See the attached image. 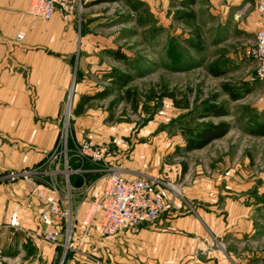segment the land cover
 <instances>
[{
    "label": "rangeland",
    "instance_id": "1",
    "mask_svg": "<svg viewBox=\"0 0 264 264\" xmlns=\"http://www.w3.org/2000/svg\"><path fill=\"white\" fill-rule=\"evenodd\" d=\"M95 2L79 9L75 50L46 47L41 54L52 61L49 73L42 63L29 70V80H69L54 118L57 136L44 157L61 146L66 129L68 165L84 170L69 175L73 191L88 184L99 190L104 181L102 171H85L94 165L91 160L73 155L74 147L87 140L104 148L108 160L126 162L140 176L158 180L164 198L191 209L200 202L217 212L235 203L243 231L230 241L232 257L236 264H264V135L248 131L264 112V80H250L254 63L247 52L254 34L233 31L223 40L226 32L206 28L199 12L194 23L203 42L196 50L185 42L193 37L190 27L173 16L181 9L179 0ZM212 62L228 71L212 75ZM224 83L238 93L237 99L223 90ZM162 89L174 99L160 96ZM213 95L229 114L199 118ZM78 103L80 115L73 113ZM221 120L230 123L226 135L200 149H181L186 129ZM198 182L209 186L208 196L190 198L194 194L187 192Z\"/></svg>",
    "mask_w": 264,
    "mask_h": 264
},
{
    "label": "crops",
    "instance_id": "2",
    "mask_svg": "<svg viewBox=\"0 0 264 264\" xmlns=\"http://www.w3.org/2000/svg\"><path fill=\"white\" fill-rule=\"evenodd\" d=\"M90 1L94 0H80L81 8ZM117 1L121 0H97L94 4ZM182 1L179 0L181 9ZM260 1L264 3V0H195L190 8L196 20L202 13L206 28L217 26L219 31H225L223 40L233 31L252 33L255 38L262 21L257 9ZM29 2L0 0V175L39 164L52 148L58 132V121L54 118L69 80H29V70L32 72L36 65L40 68L42 63L49 73L52 61L41 54L46 47L68 53L77 46L75 22L80 10L70 21H64L59 11L43 21L26 12ZM20 33L22 38L17 37ZM36 57L41 61L37 62ZM114 164L124 170L126 177L141 175L131 164ZM72 185L77 186L75 181ZM197 185L187 195L192 192L190 198L207 197L209 186L204 182ZM31 189L29 183L0 180V250L4 264H59L61 248L31 234L41 228L40 203L30 193ZM96 191L99 190L93 188L90 197ZM165 199L166 208L154 222L106 238L92 228L81 247L98 256L103 264H236L229 245L243 231L237 204L225 207L226 212H217L200 202L191 209L190 204L170 196ZM73 205L78 207L80 218L85 204L80 205L76 193ZM14 212L19 227L9 225ZM77 245L75 241L73 246ZM63 264L94 263L69 252Z\"/></svg>",
    "mask_w": 264,
    "mask_h": 264
},
{
    "label": "built area",
    "instance_id": "3",
    "mask_svg": "<svg viewBox=\"0 0 264 264\" xmlns=\"http://www.w3.org/2000/svg\"><path fill=\"white\" fill-rule=\"evenodd\" d=\"M80 7V0H30L26 12L45 21L59 11L64 21H70ZM257 9L262 14V21L255 32L254 46L247 52L254 63V73L250 77L252 81L264 80V3L258 2ZM17 37L22 38V34ZM60 138L61 146L47 154L39 164L4 171L0 180L32 185L30 193L40 203L38 218L41 228L31 234L61 248L59 264H63L69 252L80 254L94 264H103L98 256L81 247L90 230L96 228L99 236L106 238L125 229L154 222L166 208L162 187L154 178L124 176V170L108 160L104 148L93 141L84 140L74 147L73 155L91 160L94 165L85 171H102L104 181L92 197V184L77 191L74 188L73 191L69 175L84 170L68 165L66 129ZM75 193L79 195L80 205L85 204L80 218L77 215L78 207L73 205ZM9 225L19 227L16 212L11 214ZM75 241L78 242L77 246H73ZM4 262L5 257L0 250V264Z\"/></svg>",
    "mask_w": 264,
    "mask_h": 264
},
{
    "label": "trees",
    "instance_id": "4",
    "mask_svg": "<svg viewBox=\"0 0 264 264\" xmlns=\"http://www.w3.org/2000/svg\"><path fill=\"white\" fill-rule=\"evenodd\" d=\"M195 0H183L181 5L182 9L175 10L173 12V16L185 23L188 27H190L193 37L186 38L185 42L193 47L196 50L201 49L202 45V37L200 34L199 28L195 25V15L193 10L190 8L192 4H194ZM208 71L214 76H221L225 74L228 70L226 68H220L216 65L215 62H212ZM126 81V80H125ZM223 90L229 95V97L233 100L238 98V93L234 91L230 87L229 84H222ZM129 93V91H127ZM154 95V94H152ZM160 96H167L171 99H174V94L170 91L162 89ZM150 97V96H149ZM216 95H213L211 98H208L201 110L199 112V118L206 117H220L226 116L229 114L228 109L220 103H216ZM83 112L82 103H78V105L74 108L73 113L76 115H80ZM257 123L255 126H250L248 131L254 135L263 136L264 135V112L259 116V119L256 120ZM230 123L225 120L218 121L216 123L213 122H204L199 126L194 127L193 129H186L183 132L184 134V144L181 149L185 152H189L195 149H200L211 143L213 140L223 137L230 130ZM186 165H183L182 173L186 172ZM67 257V255H66ZM65 257V259H66ZM65 261V260H64ZM64 263V262H63Z\"/></svg>",
    "mask_w": 264,
    "mask_h": 264
}]
</instances>
